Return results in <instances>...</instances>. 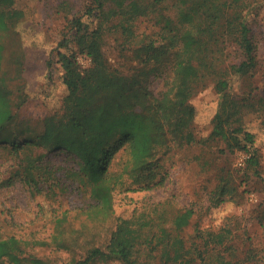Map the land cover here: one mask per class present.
Returning a JSON list of instances; mask_svg holds the SVG:
<instances>
[{
    "label": "trees",
    "instance_id": "16d2710c",
    "mask_svg": "<svg viewBox=\"0 0 264 264\" xmlns=\"http://www.w3.org/2000/svg\"><path fill=\"white\" fill-rule=\"evenodd\" d=\"M163 1L148 0L147 5ZM170 1L176 7L175 23L164 21L166 34L160 40L134 35L132 21L146 15L147 6L141 0H92L85 14L93 19V26L81 17H73L68 33L56 45V60L50 57L46 64L48 78L55 65L70 75L71 80L64 81L69 95L66 119L56 127L44 122L41 134L25 135L30 130L23 119L18 120L16 103L21 102L15 101L20 95L15 81L22 72L15 27L23 14L13 7L14 0H0V144L15 154L27 147L72 154L89 182L90 202L82 209L89 222L100 221V215L113 214L117 191H151L166 185L171 148L196 143L191 100L206 76L214 77L213 89L219 95L220 118L213 132L229 152L244 153V168L259 175L260 154L254 134L242 123L252 103L248 96L230 92V73L217 71L212 59L217 53L225 55L222 37L228 35L245 56L246 65L241 64L239 69L245 65L250 71L254 66L256 48L241 0ZM113 20L128 47L137 37L129 56L133 65L129 67L112 64L103 52L106 25ZM78 55L90 59L88 68H77ZM156 83L160 84L158 90L154 89ZM55 129L60 131L54 133ZM58 135L72 137L76 142L66 145ZM49 136L53 142L46 144L45 137L47 141ZM230 192L224 180L219 182L209 193L210 203L219 205ZM162 208L155 204L126 217L116 216L107 244L86 250L75 264L107 260L137 264L134 254L139 256L141 252L151 259L157 257L158 264H233L229 260L230 247L226 246L229 231L196 228L193 234L201 242L187 247L181 231L189 225L194 210L189 206L167 213ZM60 228L61 221L56 220L49 245L57 249L67 245ZM29 244L48 243H29L14 236L0 238V264H43L25 255L24 247Z\"/></svg>",
    "mask_w": 264,
    "mask_h": 264
},
{
    "label": "rangeland",
    "instance_id": "374dc122",
    "mask_svg": "<svg viewBox=\"0 0 264 264\" xmlns=\"http://www.w3.org/2000/svg\"><path fill=\"white\" fill-rule=\"evenodd\" d=\"M91 1L14 0L13 7L23 14L15 27L22 70L21 77L15 81L20 88L15 101L21 102L16 103L18 120L23 119L30 130L25 135L41 134L44 122L56 127L66 119L69 95L64 81L71 80L70 75L55 65L52 77L48 78L46 64L50 57L56 60V45L68 33L73 17H81L93 26V19L85 14ZM141 1L147 6L146 15L132 21L134 35L160 40L166 34L164 21L175 23V3L164 0L151 7L147 5L148 0ZM240 2L256 48L254 66L248 71L243 52L228 35L222 37L225 55L217 53L212 59L217 71L230 73V92L239 97L248 96L252 103L242 123L254 134L260 154L259 175L244 168V153L229 152L221 137L213 132L220 118L219 95L213 89L214 77L206 76L191 100L195 109L192 132L196 143L171 148L166 185L151 191H117L113 214L100 215V221L89 222L82 213L90 202L89 182L72 154L35 147L15 154L0 144V238L14 236L29 243L46 242L44 246H25V255L43 264H75L84 257L86 250L103 248L107 244L116 216L126 217L134 210H146L155 204H161L167 213L190 206L194 214L189 225L181 231L187 247L190 243L201 242L193 234L196 228L209 232L227 230L230 234L226 246L231 250L228 258L233 264H264V227L261 226L264 223V0ZM116 23L113 20L106 25L103 52L112 64L129 67L133 65L129 56L138 40L132 38L133 45L128 47ZM76 61L79 70L90 65V59L84 55H78ZM241 64H245L244 68L239 69ZM241 70L245 71L243 75L234 74ZM159 88L160 84L156 83L154 89ZM58 136L66 145L76 142L72 137ZM45 142H53L52 137L47 141L45 137ZM223 180L231 192L223 197L222 203L214 206L209 193ZM56 220L61 221L60 230L67 242L61 249L49 245ZM146 255V252L139 256L134 254L133 259L137 264H158L157 257L151 259ZM92 264L121 263L107 260Z\"/></svg>",
    "mask_w": 264,
    "mask_h": 264
}]
</instances>
